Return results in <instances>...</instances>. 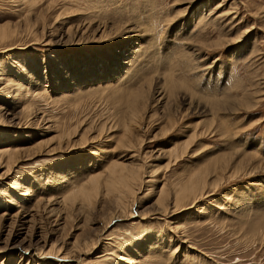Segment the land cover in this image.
I'll return each mask as SVG.
<instances>
[{"label":"rangeland","instance_id":"374dc122","mask_svg":"<svg viewBox=\"0 0 264 264\" xmlns=\"http://www.w3.org/2000/svg\"><path fill=\"white\" fill-rule=\"evenodd\" d=\"M4 148L0 264H264V0H0Z\"/></svg>","mask_w":264,"mask_h":264},{"label":"bare ground","instance_id":"6f19581e","mask_svg":"<svg viewBox=\"0 0 264 264\" xmlns=\"http://www.w3.org/2000/svg\"><path fill=\"white\" fill-rule=\"evenodd\" d=\"M209 14V13H208ZM128 25H130V24H128ZM133 26V25H132ZM129 28V27H128ZM127 30V29H126ZM131 30V29H130ZM132 31V30H131ZM133 32V31H132ZM135 34V33H134ZM132 38L134 37V35L132 34V36H131ZM232 39V38H231ZM125 41V40H124ZM127 42V41H126ZM140 48V47H139ZM125 53V52H124ZM118 54H119V52H118ZM133 55H135L134 54V52H131V53H128V54H123V56L124 57H126L124 60H122V62L121 63H117V60H115V61H113L112 59V61H113V63H114V65H128V63L130 62V61H132L131 59V56L133 57ZM129 61V62H127V61ZM87 61H88V63H90L91 61H90V59H88L87 58ZM99 62V61H98ZM94 63V62H93ZM104 63V62H103ZM86 67V66H85ZM99 66H97L95 63H94V68L96 69V68H98ZM128 68V67H127ZM97 70V69H96ZM122 70H123V68H122ZM126 70H123V73L125 72ZM84 74V73H83ZM125 74V73H124ZM130 74V73H129ZM128 74V75H129ZM83 77V76H82ZM123 77H125V76H123ZM107 85V84H106ZM133 93V92H132ZM135 93V92H134ZM133 93V94H134ZM132 94V95H133ZM1 153H0V155H2V156H4V155H8L9 157V159L11 160V159H13V155H15L16 153H15V150L14 151H12V150H10V148H4V149H2L1 151H0ZM13 156V157H12ZM8 159V160H9ZM119 161V160H118ZM14 162V161H13ZM125 164H123L122 162L121 163H118V164H113V166L111 167V169H116L117 167H121V166H124ZM115 166V167H114ZM114 167V168H113ZM113 170V171H114ZM115 173V172H114ZM114 173H110V174H113L114 175ZM110 174H108V176L110 175ZM121 175V174H120ZM128 176H122L121 177V181L122 182H125L126 183V185H125V187H128V184H129V178H130V173L129 174H127ZM208 175V174H207ZM108 176L106 177V178H108ZM219 176V175H218ZM97 177H99V175L97 176ZM96 178V177H95ZM116 178H118V177H116ZM111 179L114 181V178L113 177H111ZM93 180V179H92ZM97 180V179H96ZM95 181V180H94ZM113 181H112V183H113ZM214 181V180H213ZM112 183H109V184H106V185H110V184H112ZM213 183H216L215 181L213 182ZM207 184V183H206ZM215 185V184H214ZM93 186V185H92ZM19 191H21V190H19ZM22 193H21V195L19 194V198H21L22 199V197H26V199H27V204H29V206H31L33 203H32V199L34 198V207H33V210L34 211H40V210H44V208L42 207V206H40V204H44V203H48V202H50L51 201V199L50 198H45L44 196H41L40 197V195L38 196V197H33L32 199L30 198V197H28L29 195H33V193L32 194H30L29 192H28V190L27 189H22ZM11 197H13L12 195H11ZM15 198V197H14ZM13 198V199H14ZM18 199V198H17ZM15 200V199H14ZM4 202V201H3ZM6 202V201H5ZM14 202V201H13ZM18 202V201H17ZM12 203V202H11ZM21 203V202H20ZM5 204V203H4ZM16 204V203H15ZM50 204V203H49ZM22 205H23V203H22ZM48 205V204H47ZM4 205H2V203L0 202V207H3ZM28 206V205H27ZM27 206H16L17 207V209L15 210V212H13L12 214H8V213H6L5 211H2V213L0 214V221L1 220H6V219H10V220H15L18 216H16V215H18L19 213H21L23 210H27L26 209V207ZM52 206V205H51ZM50 205H49V207H51ZM44 207H46V206H44ZM48 207V206H47ZM32 209V208H31ZM7 210V209H6ZM11 210V209H10ZM49 210H51V208L49 209ZM45 212V211H44ZM31 216H32V214H31ZM150 244V243H149ZM50 252V251H49ZM55 252V251H54ZM176 252V251H175ZM37 253V255L38 256H45V255H47V253H44V251L42 250V251H37L36 252ZM35 253V254H36ZM30 257H32V255L30 254ZM98 257V256H97ZM39 264H41V262H39Z\"/></svg>","mask_w":264,"mask_h":264}]
</instances>
